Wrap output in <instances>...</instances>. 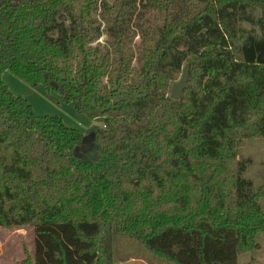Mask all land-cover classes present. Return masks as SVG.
Returning a JSON list of instances; mask_svg holds the SVG:
<instances>
[{"label":"trees","instance_id":"trees-1","mask_svg":"<svg viewBox=\"0 0 264 264\" xmlns=\"http://www.w3.org/2000/svg\"><path fill=\"white\" fill-rule=\"evenodd\" d=\"M7 71L94 124L36 115ZM253 137L264 0H0V227L34 229L28 264H113L114 231L171 264H238L264 234Z\"/></svg>","mask_w":264,"mask_h":264},{"label":"rangeland","instance_id":"rangeland-1","mask_svg":"<svg viewBox=\"0 0 264 264\" xmlns=\"http://www.w3.org/2000/svg\"><path fill=\"white\" fill-rule=\"evenodd\" d=\"M248 30L252 27L245 25ZM106 37L101 38L104 42ZM19 87L8 83L10 90L16 96L20 91L32 105L38 116H58L63 122L81 133H85V115L76 113L74 106L62 101L55 91H48L43 85H30L11 74ZM22 83V84H21ZM11 86V87H10ZM239 155L250 159L252 164L245 174L246 178L254 181L256 187L264 184V138H245L239 146ZM264 208V198L261 200ZM113 264H171L153 255L141 242L133 237L122 234L112 236ZM258 246L251 252L240 255L238 264H264V234L257 237ZM35 233L30 226L6 229L0 227V264H28L33 260L35 253Z\"/></svg>","mask_w":264,"mask_h":264},{"label":"water","instance_id":"water-1","mask_svg":"<svg viewBox=\"0 0 264 264\" xmlns=\"http://www.w3.org/2000/svg\"><path fill=\"white\" fill-rule=\"evenodd\" d=\"M189 70H190V65H187L185 69L183 70L181 78L176 83H174V85L172 86L170 96L173 100H181L184 97V91L189 87L188 85ZM92 140H93L92 135L85 137L81 145L76 147V149L81 148L84 151L91 149Z\"/></svg>","mask_w":264,"mask_h":264},{"label":"crops","instance_id":"crops-1","mask_svg":"<svg viewBox=\"0 0 264 264\" xmlns=\"http://www.w3.org/2000/svg\"><path fill=\"white\" fill-rule=\"evenodd\" d=\"M10 73L11 72H9V71H7V72H5L4 74H3V81L5 82V80L7 79L8 81V83H12V85H15L16 87H19V84L18 83H16V81L13 79V77H11V75H10ZM12 74V73H11ZM5 84H6V82H5ZM22 84V83H21ZM7 85V84H6ZM8 87H9V85H7ZM11 87V86H10ZM11 92H13V90H11ZM18 95H16V96H20L21 95V92L19 91L18 93H17ZM83 119H85L87 122H84V127H86L84 130H88L93 124H94V121H92V120H90L88 117H85V118H83Z\"/></svg>","mask_w":264,"mask_h":264}]
</instances>
